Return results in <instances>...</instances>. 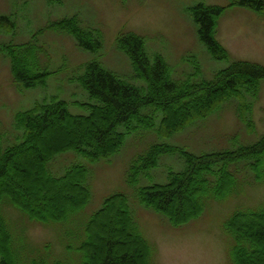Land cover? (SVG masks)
Instances as JSON below:
<instances>
[{
  "label": "rangeland",
  "instance_id": "obj_1",
  "mask_svg": "<svg viewBox=\"0 0 264 264\" xmlns=\"http://www.w3.org/2000/svg\"><path fill=\"white\" fill-rule=\"evenodd\" d=\"M197 2L224 6L215 35L228 50L226 58L214 57L199 38L197 22L191 11V6ZM0 13L9 14L15 20L10 30L0 29V147L21 137L22 129L15 124V111L31 106L36 100L56 95L67 102L71 112L86 113V104L95 99L80 85L78 77L89 60L97 59L125 80L144 85V80L134 75L125 52L117 46L119 31L131 30L141 35L149 58L161 54L174 79L189 78L195 82L210 79L217 70L235 59L264 64V12L229 0H0ZM72 14H76L83 24H95L101 29L103 42L98 49L79 46L70 33L55 24L60 18ZM30 38L41 46L40 62L50 73L43 82L25 87L13 82L8 56L2 45ZM151 108L147 106L141 110L150 111ZM152 112L153 125L146 127L134 120V126L125 133L121 146L108 156L90 161L74 149H67L56 153L47 162L48 170L56 175L63 173L72 162L84 163L88 168L90 197L65 221L42 223L27 219L26 222L19 210L9 209L12 220L26 222V233L32 243L42 245L49 242L54 251L60 253V258L76 264L80 257L76 247L82 239L84 221L107 194L122 191L138 228L150 244L152 264H231L234 239L225 228V220L235 209L264 207V178L256 176L247 159L229 163L235 177L230 191L222 197L207 194L202 211L179 224L171 223L163 213L145 205L137 194L139 186L166 182L170 170L184 167V159L177 151L160 153L157 163L141 170L134 183L128 182L127 176L130 164L154 142L175 144L201 154L233 150L257 140L264 132V78L259 80L257 95H231L205 116L194 118L168 135L156 131L161 112ZM59 124L58 128L54 124L44 128L35 143L42 144L41 138L50 134L51 137L59 135L64 138L77 132L75 125L65 121ZM34 166L31 164L29 173L32 182L24 180L23 184L29 192L41 193L42 189L34 187L33 182L43 187L47 184L38 176ZM8 174L11 176L13 172L10 170ZM8 179L6 177V181ZM209 179L213 183L214 176L210 175ZM189 190L188 185L181 189L171 201L172 206L188 207ZM75 193L72 186L60 191L54 189L46 197L45 207L56 209L64 202L65 196ZM109 221L113 225L110 235L116 240L113 250L129 249L135 254L136 264H141L138 244L120 228V215H111ZM95 227L96 237L92 239L95 247H92L97 252L108 234L107 227H104L105 231L103 227L99 228L100 224L96 223ZM261 253L264 255V251ZM97 258L96 253L95 263ZM257 261L252 260L251 264H257Z\"/></svg>",
  "mask_w": 264,
  "mask_h": 264
},
{
  "label": "trees",
  "instance_id": "obj_2",
  "mask_svg": "<svg viewBox=\"0 0 264 264\" xmlns=\"http://www.w3.org/2000/svg\"><path fill=\"white\" fill-rule=\"evenodd\" d=\"M229 1L264 12V0ZM223 9L224 6L216 3L197 2L191 6L198 36L217 58L228 56V50L215 35ZM55 24L70 33L83 48L96 50L102 45L101 29L95 24H83L76 14L62 17ZM14 25L11 15L0 13V29L10 30ZM116 42L129 58L134 75L142 78L144 85H135L97 59H92L84 64V72L78 77L80 85L95 99L86 104V113L71 112L67 102L56 95L36 100L31 106L15 111V124L22 129L21 137L0 147V264H70L59 257L60 253L55 252L49 242L34 244L26 233L27 219L42 223L68 220L90 197L88 168L84 163L72 162L59 175L48 170L46 164L56 153L74 149L90 161L108 156L121 146L125 133L134 126V120L143 126H152L154 110L161 112L156 131L168 135L194 118L205 116L231 95H257L259 80L264 78V64L235 59L217 70L210 79L196 82L189 78L174 79L161 54L156 53L152 59L149 58L143 37L138 33L119 31ZM40 49L41 46L33 38L2 45L8 56L13 82L30 87L45 80L50 71L40 62ZM147 106L152 107L150 111L141 110ZM243 118H246L245 115ZM60 121L75 125L77 132L64 138L59 135L51 137L50 134L41 138L42 144L35 143L44 128L50 124L58 128ZM168 151H177L184 159V167L170 170L166 182L139 186L137 194L141 202L163 213L173 224L197 216L203 209L207 194L222 197L232 189L235 177L229 169L230 162L247 159L256 176L264 178L263 132L254 142L236 149L201 154H194L175 144L154 142L130 164L128 182L134 183L141 170L155 165L159 154ZM31 164L35 165L38 176L47 184L43 187L33 182L34 187L42 189L41 193H31L23 184L24 180L32 182L29 174ZM10 170L13 172L11 176L8 174ZM210 175L214 176L213 183ZM187 185L190 186L188 207L172 206L174 196L179 195ZM67 186L74 187L76 193L65 196L64 202L56 209L45 207L50 191H60ZM13 208L23 214L26 222L12 220L8 210ZM111 215H120L121 230L138 244L141 264H152L150 244L138 228L122 191L107 194L100 206L84 221L82 239L76 247L80 254L76 264H136L133 251L113 250L116 240L109 231L113 228L109 221ZM96 223L100 224L99 228L103 227V231L107 227L108 234L97 252L92 245V239L96 237ZM225 228L234 239L231 264H251L252 260L264 264L261 253L264 251V207L235 209L225 220ZM96 253L98 260L95 263Z\"/></svg>",
  "mask_w": 264,
  "mask_h": 264
}]
</instances>
